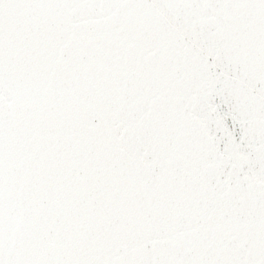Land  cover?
Returning a JSON list of instances; mask_svg holds the SVG:
<instances>
[{
  "label": "snow or ice",
  "instance_id": "1",
  "mask_svg": "<svg viewBox=\"0 0 264 264\" xmlns=\"http://www.w3.org/2000/svg\"><path fill=\"white\" fill-rule=\"evenodd\" d=\"M0 264H264V0H0Z\"/></svg>",
  "mask_w": 264,
  "mask_h": 264
}]
</instances>
